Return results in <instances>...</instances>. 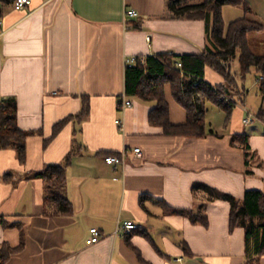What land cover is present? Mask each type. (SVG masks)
I'll return each instance as SVG.
<instances>
[{
    "label": "crops",
    "instance_id": "0c3cea01",
    "mask_svg": "<svg viewBox=\"0 0 264 264\" xmlns=\"http://www.w3.org/2000/svg\"><path fill=\"white\" fill-rule=\"evenodd\" d=\"M169 1L32 0L30 7L17 11L14 0H0V102L15 99L19 128L37 133L27 140L25 164L15 151H0V216L15 225L0 224V246L25 243L10 264L244 263L245 230L230 231V203L203 189L195 191V186L239 200L246 191L264 193L258 87L256 97L245 92L228 124L225 117L219 128L207 126L215 134L202 139L167 136L151 125L155 103L128 98L133 107L122 108L128 59L214 49L205 21L169 17ZM245 1L264 24V0ZM129 10L138 16L128 18ZM245 16L242 7L223 8L226 26ZM237 66L236 60L232 70ZM238 72L242 87L240 66ZM205 81L215 87L224 83L209 67ZM165 97L171 123H187L170 86ZM255 100L259 107L253 112L248 104L255 106ZM85 102L88 117L67 121L54 135L55 126L80 114ZM250 115L255 119L245 125ZM237 135H247L256 154L248 167L251 175H246L243 147L233 140ZM73 148L78 152L67 170L73 213L46 215L44 181L26 177L61 164ZM135 149L142 157L133 154ZM125 152V163L117 170L105 162ZM8 174H13L10 181L5 180ZM202 206L207 226L181 213ZM126 220L142 229L117 232ZM92 228L103 239L88 246Z\"/></svg>",
    "mask_w": 264,
    "mask_h": 264
},
{
    "label": "trees",
    "instance_id": "16d2710c",
    "mask_svg": "<svg viewBox=\"0 0 264 264\" xmlns=\"http://www.w3.org/2000/svg\"><path fill=\"white\" fill-rule=\"evenodd\" d=\"M191 1L193 0H170L169 17L204 20L207 35L214 49L199 55L159 54L137 57L135 64L126 67V98L155 103L149 122L162 128L165 135L191 139L205 138L207 135L215 134L213 130L207 129L209 104L225 113L228 124L235 107L244 101L246 88L239 86L232 70V63L237 60L242 82H246L247 76L253 73L258 77V93L263 106L257 117L264 123V54L254 53L249 45L251 33L264 32V24L252 15V10L245 0H202L199 4L189 5ZM225 6L242 7L246 16L226 26L223 18ZM178 62L182 64V69L177 68ZM207 67L224 79L222 85L215 87L205 81ZM166 86L171 87L175 102L185 110L187 123L183 125L171 123L169 104L165 97ZM89 110V104L85 102L80 114L55 126L54 135L59 133L67 121L86 119ZM36 134L19 128L15 99L0 102V151H15L19 162L25 164L27 140ZM233 140L239 141L243 147L247 165L246 175H251L248 167L251 161L256 159V154L250 148L248 136L237 135ZM77 152L73 148L61 164L47 166L43 171L28 174L26 177L28 180L37 178L44 181L46 215L70 216L73 213L72 203L67 196V170ZM12 178L13 174L5 176L7 181ZM200 189L230 203V231L233 232L237 228L245 230L246 251L243 264H260L261 258L264 257V193L256 190L246 191L243 200H239L230 195L214 192L207 186H195V191ZM181 213L187 215L195 224L205 226L208 224L204 206L197 211ZM0 224L5 228L15 227L1 216ZM24 246L23 240L17 248L4 243L0 246V264H10L12 258L21 253ZM185 250L187 251L186 248Z\"/></svg>",
    "mask_w": 264,
    "mask_h": 264
},
{
    "label": "built area",
    "instance_id": "2783aa9c",
    "mask_svg": "<svg viewBox=\"0 0 264 264\" xmlns=\"http://www.w3.org/2000/svg\"><path fill=\"white\" fill-rule=\"evenodd\" d=\"M31 4H32V0H14V2H13L14 9L17 11L24 10V9L30 7ZM137 16H138V14L135 10H129L127 12L128 18H135ZM135 61H136V58L128 59L126 61V67L132 66L133 64H135ZM177 68L182 69V64L180 62L177 63ZM132 107H133V103L128 98H125L122 102L123 111L128 109V108H132ZM254 119L255 118L250 115L248 118H246L243 121V123L245 125H249V124L253 123ZM118 124H122V123L118 122ZM133 154L135 156H137L138 158L142 157V151L140 149H135L133 151ZM127 155H128L127 152H125L122 156H108L105 158V162L108 165L112 166L114 168V170H117L119 168V166H121L125 163V158ZM141 229H142V227L139 226L134 221L126 220L121 224V226L118 227L117 232L124 233V234H131L132 232L138 231ZM102 239H103V234L101 233V231L98 230L97 228H92L90 230V237L87 240V245L88 246H94L96 244H99Z\"/></svg>",
    "mask_w": 264,
    "mask_h": 264
},
{
    "label": "rangeland",
    "instance_id": "374dc122",
    "mask_svg": "<svg viewBox=\"0 0 264 264\" xmlns=\"http://www.w3.org/2000/svg\"><path fill=\"white\" fill-rule=\"evenodd\" d=\"M264 34L262 33H251L250 37H249V45L251 50L256 53V54H262L264 53ZM239 66H237L236 68L233 67V73H238L239 74ZM243 86H245L246 91H248V93H250V97L252 96H257V87H258V77L256 76V74H250L247 76V81L243 83ZM260 97V96H259ZM259 100H255L254 105L253 106L252 102H250V104H248L249 109H251L253 112H256V108H258L259 106H257ZM261 107V106H260ZM225 113L221 110H219L218 108L212 106V105H208V113H207V117H206V121L208 124V127H211V125L213 126V129H217L219 128L220 125L223 124L224 119H225ZM256 126L259 125L258 122H256L255 124Z\"/></svg>",
    "mask_w": 264,
    "mask_h": 264
}]
</instances>
